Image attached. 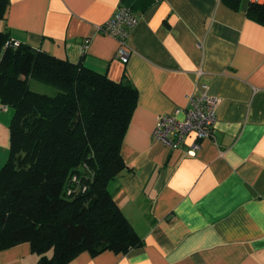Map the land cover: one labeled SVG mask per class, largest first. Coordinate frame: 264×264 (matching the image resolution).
I'll list each match as a JSON object with an SVG mask.
<instances>
[{
    "label": "crops",
    "instance_id": "obj_1",
    "mask_svg": "<svg viewBox=\"0 0 264 264\" xmlns=\"http://www.w3.org/2000/svg\"><path fill=\"white\" fill-rule=\"evenodd\" d=\"M251 2L264 0L237 8L224 0H9L1 30L138 92L120 148L125 167L108 188L143 244L82 251L67 264H264V25L247 15ZM119 5L139 17L127 62L117 39L98 29ZM205 92L219 101L213 135L195 156L153 138L159 114ZM12 115L0 102V168ZM193 141L190 133L184 144ZM39 257L28 242L0 250V264Z\"/></svg>",
    "mask_w": 264,
    "mask_h": 264
},
{
    "label": "trees",
    "instance_id": "obj_2",
    "mask_svg": "<svg viewBox=\"0 0 264 264\" xmlns=\"http://www.w3.org/2000/svg\"><path fill=\"white\" fill-rule=\"evenodd\" d=\"M237 8L240 0H224ZM9 0H0V23ZM247 15L264 25V2ZM0 29V102L13 109L0 168V250L28 242L34 264H67L78 253H126L143 244L108 183L125 167L121 144L138 92L126 79L19 41ZM49 84L55 94L30 87ZM73 174L79 190L67 195ZM52 254L47 256V252Z\"/></svg>",
    "mask_w": 264,
    "mask_h": 264
},
{
    "label": "built area",
    "instance_id": "obj_3",
    "mask_svg": "<svg viewBox=\"0 0 264 264\" xmlns=\"http://www.w3.org/2000/svg\"><path fill=\"white\" fill-rule=\"evenodd\" d=\"M138 20V15L131 7L119 5L113 14L98 26L100 32L117 39L119 46L116 54L123 62H127L130 55L127 40ZM6 45L17 46L19 40L11 37L6 41ZM218 101L217 96L206 92L189 96L186 107L175 108L171 113L159 114L156 117L153 138L171 149L184 147L186 154L195 156L201 148L200 141L213 135ZM190 133L194 135V141L185 146V138ZM84 189L85 186L79 183L78 175L73 174L66 189L67 195Z\"/></svg>",
    "mask_w": 264,
    "mask_h": 264
},
{
    "label": "rangeland",
    "instance_id": "obj_4",
    "mask_svg": "<svg viewBox=\"0 0 264 264\" xmlns=\"http://www.w3.org/2000/svg\"><path fill=\"white\" fill-rule=\"evenodd\" d=\"M31 88L35 89V91H39L42 93H49L51 94L52 92L54 93L55 91H57V89L49 84L43 83L41 81H37L32 79L31 81ZM52 95V94H51ZM52 252V251H50Z\"/></svg>",
    "mask_w": 264,
    "mask_h": 264
}]
</instances>
